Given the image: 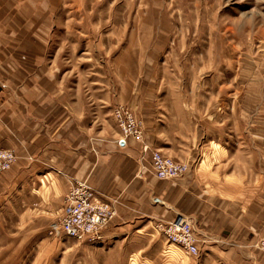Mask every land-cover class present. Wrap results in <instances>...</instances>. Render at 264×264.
I'll return each instance as SVG.
<instances>
[{
    "label": "rangeland",
    "instance_id": "rangeland-1",
    "mask_svg": "<svg viewBox=\"0 0 264 264\" xmlns=\"http://www.w3.org/2000/svg\"><path fill=\"white\" fill-rule=\"evenodd\" d=\"M0 30L2 89L26 110L65 93L104 138L118 131L117 142H255L258 129L264 140V0H0ZM129 82L153 108L126 105ZM196 84L229 103L214 126L202 113L192 119ZM129 117L136 132L125 135ZM0 150L16 157L0 174V264H202L204 250L193 257L163 238L156 226L165 223L111 220L82 239L54 236L79 183L65 188Z\"/></svg>",
    "mask_w": 264,
    "mask_h": 264
},
{
    "label": "crops",
    "instance_id": "crops-1",
    "mask_svg": "<svg viewBox=\"0 0 264 264\" xmlns=\"http://www.w3.org/2000/svg\"><path fill=\"white\" fill-rule=\"evenodd\" d=\"M2 87L0 81V147L14 150L18 162L30 164L32 171L58 176L64 187L90 186L113 206L111 227L128 220L155 225L183 216L190 221L198 251L204 250L202 264H264L259 248L264 235V140L256 139L259 129L255 142H157L156 136L145 134L144 142L130 139L122 147L118 131L104 138L94 127L97 122L72 109L65 93L64 101L56 102L52 92L46 109H33L31 103L29 111L23 101L9 102ZM137 87L136 82L127 85L126 105L153 108ZM200 98L210 101L200 108ZM188 99L191 116L207 115L208 127L229 107L211 92L200 94L198 84L191 86ZM152 150L187 164V173L158 180L150 167ZM6 183L2 175L1 195Z\"/></svg>",
    "mask_w": 264,
    "mask_h": 264
},
{
    "label": "built area",
    "instance_id": "built-area-1",
    "mask_svg": "<svg viewBox=\"0 0 264 264\" xmlns=\"http://www.w3.org/2000/svg\"><path fill=\"white\" fill-rule=\"evenodd\" d=\"M116 117L121 120L119 113ZM122 122L124 134L136 132L133 120ZM132 123V125H130ZM118 145L126 144L119 140ZM16 160L15 155L9 150H0V174L9 170ZM150 165L153 175L158 180L176 179L187 172V166L164 156L158 151L150 154ZM65 205L60 221L53 225L51 234L72 239H82L94 235L103 226L107 225L115 216V211L110 203L102 200L100 196L84 183L73 186L65 198ZM163 238L179 247L186 254L196 257L199 254L197 240L192 230L190 221L183 216H177L174 220L156 226ZM264 250V240L261 241Z\"/></svg>",
    "mask_w": 264,
    "mask_h": 264
}]
</instances>
